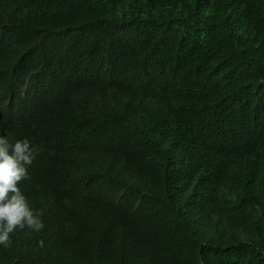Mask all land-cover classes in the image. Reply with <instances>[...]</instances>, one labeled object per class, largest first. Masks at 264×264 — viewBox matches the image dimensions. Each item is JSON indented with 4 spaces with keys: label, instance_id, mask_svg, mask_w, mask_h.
<instances>
[{
    "label": "trees",
    "instance_id": "1",
    "mask_svg": "<svg viewBox=\"0 0 264 264\" xmlns=\"http://www.w3.org/2000/svg\"><path fill=\"white\" fill-rule=\"evenodd\" d=\"M14 113L55 166L0 264H264V0H0Z\"/></svg>",
    "mask_w": 264,
    "mask_h": 264
},
{
    "label": "clouds",
    "instance_id": "2",
    "mask_svg": "<svg viewBox=\"0 0 264 264\" xmlns=\"http://www.w3.org/2000/svg\"><path fill=\"white\" fill-rule=\"evenodd\" d=\"M32 119L36 116L35 113ZM22 114L14 113L9 120L12 139L3 135L0 131V244L11 243L10 234L18 228H25L39 232L43 227L40 219L41 213L34 211L28 204L26 197L17 187L19 181L28 179L32 170L39 174L42 171L51 172L55 164L47 155H38L37 147L40 127L32 119L22 117ZM60 122V121H58ZM56 121L49 120V140L55 146L57 144ZM33 127L32 140L19 137L26 125ZM62 126L60 125V131ZM34 141V144L31 142ZM35 148H37L35 150Z\"/></svg>",
    "mask_w": 264,
    "mask_h": 264
}]
</instances>
